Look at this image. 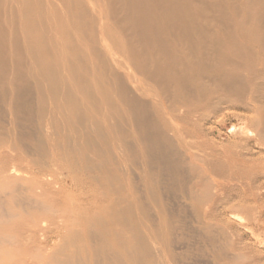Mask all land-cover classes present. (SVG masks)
<instances>
[{
  "label": "bare ground",
  "instance_id": "6f19581e",
  "mask_svg": "<svg viewBox=\"0 0 264 264\" xmlns=\"http://www.w3.org/2000/svg\"><path fill=\"white\" fill-rule=\"evenodd\" d=\"M251 142L264 0H0V264H258L217 208L262 200Z\"/></svg>",
  "mask_w": 264,
  "mask_h": 264
},
{
  "label": "rangeland",
  "instance_id": "374dc122",
  "mask_svg": "<svg viewBox=\"0 0 264 264\" xmlns=\"http://www.w3.org/2000/svg\"><path fill=\"white\" fill-rule=\"evenodd\" d=\"M236 124L237 121L233 120L231 122L226 121L224 122L223 125V130L227 133L229 132L232 128L233 124ZM242 125L236 124V127H234L233 130L237 131V135H244L246 133L245 130L248 128H243L241 127ZM242 128V129H241ZM251 156L254 157L252 161L248 162H242L240 158H236V160H233L236 167L240 171L248 170L249 173L254 174L256 177H259L258 181H264V149L260 146H255L254 142H251ZM241 152H245L244 150ZM64 176H66L65 171H63ZM24 175V174H23ZM25 176V175H24ZM47 178V177H44ZM55 186H58L57 184ZM230 187V186H229ZM70 187H65L63 189V192H58V193H53L50 190H45L46 193V198L48 200H45L47 204H49L52 208L51 209H56L58 207L61 210L63 215H66L68 213L69 208H68V202H66L63 195L68 194L69 195ZM255 191V190H254ZM223 194H227L230 192L229 188L226 187V189H223ZM260 193V195L263 197L262 200L258 201H249L247 205L244 207H238L236 205L231 206L232 204L235 203L236 199H229L228 201L224 199L223 204H218V210L221 213V218H223L224 221L228 222V224L231 227V230L234 232L233 235L231 236V240L235 241V245L238 247L246 246V250H237L234 249L232 251H229V255L231 254H236V253H243L245 256L250 257V258H256L258 257L260 262L258 264H264V188L261 190L255 191ZM233 193V192H231ZM173 194V193H172ZM171 194V195H172ZM175 196V200L172 201V203L175 206V203L178 202V195L177 193L173 194ZM52 196V197H50ZM172 196V197H173ZM52 199H50V198ZM55 197V198H54ZM227 202H226V201ZM48 201V202H47ZM50 201V202H49ZM52 203V204H51ZM62 204V205H61ZM66 205V206H65ZM190 205H186V219H193L194 217V212L192 207ZM207 205L205 204L204 207ZM55 207V208H54ZM203 207V208H204ZM191 208V209H190ZM64 212V213H63ZM193 214V216H192ZM38 224H41L39 221ZM19 226L17 225L16 227L13 228L12 232H15V235L17 237L20 236ZM13 232V233H14ZM224 240H222L223 242ZM22 253V252H21ZM24 254H28L27 251L23 252ZM33 252L29 253L32 254ZM203 252V254H198L195 253L193 257L191 256L189 260H186L183 262L184 264H210L211 262V256L209 253ZM27 256V257H25ZM29 255H23V259L28 262L31 258L28 257ZM187 262V263H186ZM182 263V264H183Z\"/></svg>",
  "mask_w": 264,
  "mask_h": 264
}]
</instances>
